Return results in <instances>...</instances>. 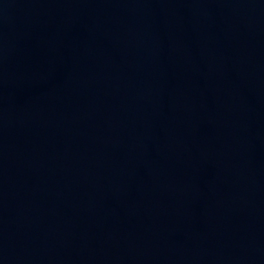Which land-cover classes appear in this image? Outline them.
<instances>
[{
  "label": "water",
  "instance_id": "water-1",
  "mask_svg": "<svg viewBox=\"0 0 264 264\" xmlns=\"http://www.w3.org/2000/svg\"><path fill=\"white\" fill-rule=\"evenodd\" d=\"M0 264H264V0H0Z\"/></svg>",
  "mask_w": 264,
  "mask_h": 264
}]
</instances>
